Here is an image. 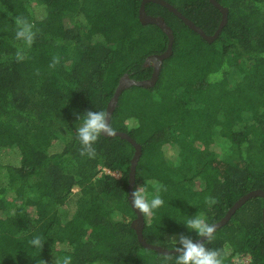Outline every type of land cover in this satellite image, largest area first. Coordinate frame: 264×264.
Here are the masks:
<instances>
[{"label":"trees","instance_id":"trees-1","mask_svg":"<svg viewBox=\"0 0 264 264\" xmlns=\"http://www.w3.org/2000/svg\"><path fill=\"white\" fill-rule=\"evenodd\" d=\"M168 1L206 33L222 16L211 0ZM219 1L228 18L211 41L168 6L145 2L172 27L174 50L154 84L122 91L110 117L114 130L141 144L134 189L145 187L149 199L155 184L167 189L142 233L168 247L180 234L198 238L188 219L212 224L248 190H264V0ZM140 4L0 0V264H56L65 256L72 264H175V251L142 245L133 225V143L101 135L89 158L77 138L85 112L106 111L124 74L149 78L154 67L146 61L167 47L162 27L141 21ZM16 16L34 25L30 47L15 38ZM263 207L264 196L244 200L206 247L224 264H242L239 254L264 264ZM37 236L42 248L28 243Z\"/></svg>","mask_w":264,"mask_h":264},{"label":"clouds","instance_id":"clouds-1","mask_svg":"<svg viewBox=\"0 0 264 264\" xmlns=\"http://www.w3.org/2000/svg\"><path fill=\"white\" fill-rule=\"evenodd\" d=\"M14 23L17 27L15 38L18 41H23L27 46H31L36 39V32L33 31L34 25L29 23L27 19L16 16L13 17ZM23 54L21 50L16 53L17 61L23 60ZM60 58L58 56L53 57L50 68H55L59 64ZM83 124L77 130V138L82 145L81 155H87L89 158H94L96 150L93 145L98 141L101 135L113 136L115 135L114 129L111 127L109 121V114L106 111H86ZM78 119L80 116L77 117ZM156 194L149 199V193L143 186H138L134 189L131 195L132 207L138 210L142 216L152 217L155 210L163 206L164 201L159 195L161 191L167 189L160 184H155ZM206 203L210 206L215 204L214 199H207ZM186 227L194 231L198 237L204 238L201 240H193L189 236L183 234L179 235L178 240L173 237L171 240L176 242L175 264H224L223 257L218 250L209 249L205 245V240L210 241L214 239L216 232V225L209 224L203 216H195L188 219L185 222ZM31 246L42 248L43 242L40 237H35L28 242ZM43 264H46L43 261ZM56 264H72L71 256H65L61 260H58Z\"/></svg>","mask_w":264,"mask_h":264},{"label":"water","instance_id":"water-1","mask_svg":"<svg viewBox=\"0 0 264 264\" xmlns=\"http://www.w3.org/2000/svg\"><path fill=\"white\" fill-rule=\"evenodd\" d=\"M147 0H141V4H140V8H139V17L141 19V21L143 22H156L159 26L162 27V29L167 33L168 35V44L167 47L165 48L164 51L158 52L156 54L153 55L154 60L151 61L150 59L147 60V63H152L153 64V71L152 74L149 78H144V79H134L132 77H130L127 74H124L116 88L114 91V94L112 96V98L109 100L108 105H107V109L106 112H108L109 114V121L110 122V117L112 114V111L118 101V98L120 96V94L122 93V91L129 87L132 84H143L146 86L152 85L154 84L159 76L160 70H161V66H162V60L169 56L172 51L174 50L172 48V44H173V40H174V32L172 27L165 21L164 16L160 15V14H151L148 13L145 9V2ZM158 1L166 6H168V8H170L171 10H173L175 13L178 14L179 17H181L183 19V21L192 29H194L195 31H197L198 33H200L207 41H211L213 40L220 32V30L222 29L223 25L226 23L227 18H228V8L226 5H224L223 3H221L219 0H211L216 6H218L222 12V16L221 19L219 21V24L217 26V28L214 30V32L211 33H206L200 26H198L193 20H191L190 18L184 16L177 8V6H175L173 3H171L168 0H155ZM115 131V135H119L123 138L128 139L131 143H133V145L135 146V151H134V155L132 158V163H131V168H130V172H129V192H128V197H130L129 201L131 203V193L134 191V186H135V168H136V162L138 157L140 156L141 153V144L137 143L136 140H134L128 133H126L125 131H120V130H114ZM114 136V135H113ZM264 196V190L262 189H252V190H248L245 194H243L241 197H239L238 199H236L233 204L227 209V211L225 212V214L220 217L219 219L216 220V222L212 223L214 225H216V228L219 227L220 225H222L223 223H225L230 216L232 215V213L236 210V208L238 206H240L244 200L248 199L249 197H253V196ZM132 205V204H131ZM134 208V207H133ZM135 209V208H134ZM137 212V218L133 221V225L137 231L139 240L141 241L142 245L148 246V247H152L155 248L161 252L164 253H169V252H173L175 251V247H168V246H164L158 243H153L150 241H147L142 233V227H143V219L144 217L142 216V214H140L138 212L137 209H135ZM263 216H264V207H263ZM204 238H200L198 237L195 240H201Z\"/></svg>","mask_w":264,"mask_h":264},{"label":"rangeland","instance_id":"rangeland-1","mask_svg":"<svg viewBox=\"0 0 264 264\" xmlns=\"http://www.w3.org/2000/svg\"><path fill=\"white\" fill-rule=\"evenodd\" d=\"M151 59L154 60V58H151ZM67 134H69V133H67ZM65 138H66V137H65ZM170 150H172V152L170 151L171 153H175V149L171 148ZM104 171H108V170L102 167V169L100 170L99 173H103ZM113 173H114L116 176H120V175H121V172H120V171H115V172H113ZM74 188H77V186H75ZM235 260H236L237 262L242 263V264H248L250 258H249V255H248V254H239V255L235 258Z\"/></svg>","mask_w":264,"mask_h":264},{"label":"built area","instance_id":"built-area-1","mask_svg":"<svg viewBox=\"0 0 264 264\" xmlns=\"http://www.w3.org/2000/svg\"><path fill=\"white\" fill-rule=\"evenodd\" d=\"M249 255V254H248ZM238 256V255H237ZM237 256H235V258L237 257Z\"/></svg>","mask_w":264,"mask_h":264}]
</instances>
